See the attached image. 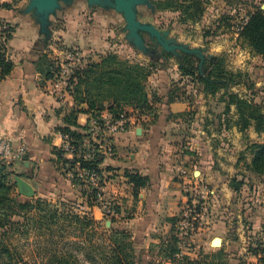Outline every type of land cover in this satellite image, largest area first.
Instances as JSON below:
<instances>
[{"label": "rangeland", "instance_id": "374dc122", "mask_svg": "<svg viewBox=\"0 0 264 264\" xmlns=\"http://www.w3.org/2000/svg\"><path fill=\"white\" fill-rule=\"evenodd\" d=\"M199 1L200 13L195 12L196 8L186 9L190 5L188 0H57L55 6L68 8V15L58 13L49 20L52 29L58 32L67 22L64 33L69 46L62 47L64 53L55 56L54 63V69L60 73L56 81L63 88L69 86V79L77 69L99 64L109 55H115L120 62L141 66L150 73L143 83L149 105L161 101L158 94L161 87L184 93L191 104L187 119L196 124L195 134L185 128L188 137L205 139L213 155V167L221 165L224 172L213 170V174L203 178L198 170L193 173L195 179L202 180L201 190L198 188L197 192L205 190L206 194L198 196L199 205H195L199 222L193 226L185 245L178 243L176 223L168 230L156 226L146 236L127 230L123 223L127 214L116 217L118 200L112 202L114 215L101 210L102 218L95 221L89 213L82 214V204L73 198L69 201L55 198L60 203L56 206L47 197H22L14 185V163L4 160L0 161V167L4 168L0 177L11 188L9 195L17 201L33 204L39 201L43 211L34 210L25 228L0 229V249H8L22 264H105L103 252L107 253L111 246L109 230H112L126 233L127 237L122 239L127 244L125 249L131 264H264V176L251 168L253 145L264 144V124L259 131L253 122L246 130H240L235 107L225 112L228 95L232 93L260 106L264 114V60L239 38L248 15L258 9L264 11V3L262 0ZM37 14L39 20L43 16L41 10ZM1 22L5 31L15 26L12 22ZM57 35L47 30L41 42L51 39L61 45ZM67 53L80 59L68 61ZM215 57L223 59L225 70L240 73L241 83L222 89L215 96L203 97L202 85L195 81L199 75L197 68L205 71L202 60ZM181 67L186 76H181ZM141 115L149 113L126 108L121 114L127 128L132 121L141 122L135 118ZM97 119L117 120L107 109ZM70 179L74 180L71 174ZM233 181L240 184L238 191L230 187ZM12 221L25 224L21 218ZM216 237L221 238V247L211 245ZM168 247L177 249L178 254L169 258ZM6 262L0 255V264Z\"/></svg>", "mask_w": 264, "mask_h": 264}, {"label": "crops", "instance_id": "0c3cea01", "mask_svg": "<svg viewBox=\"0 0 264 264\" xmlns=\"http://www.w3.org/2000/svg\"><path fill=\"white\" fill-rule=\"evenodd\" d=\"M16 1L11 10L0 7V21L15 25L7 45L13 71L0 82V140L10 141L14 148L25 147L22 161L14 163L12 171L15 177L31 185L34 198L47 197L54 203L55 198L58 201L73 198L82 204V214L89 213L95 221L100 220L102 211L95 204L89 205L86 187L74 184L56 157L58 151L63 152L64 146L60 129L69 127L85 136L91 116L84 112L86 106H77L63 87L54 91V82L44 81L35 68L43 56L55 63V56L64 53L62 47L69 46L64 33L66 20L59 32L52 29L54 26L49 22L58 13L68 15L69 9H58L57 0H23L24 4ZM11 3L12 0H0V5ZM38 10L44 19L38 20ZM47 30L55 36L58 34L61 45L51 39L41 42ZM168 93V88H159L161 101L153 106V114L136 116L141 122L132 121L124 132L111 137L114 152L105 157L99 167L106 198L118 200L116 217L123 218L127 214L123 221L127 230L141 236L155 231L156 226L168 230L171 226L168 220L179 215L184 202L178 183L182 146L191 154H186L185 160L194 174L198 170L203 178L214 171L224 172L221 165L213 167V155L205 139L188 137L187 129L195 134L193 126L196 124L187 119V114L191 113L189 101L169 103ZM73 112L78 113L70 120ZM72 121L78 128L72 126ZM63 157L72 159L65 153ZM126 174L146 179V186L138 190L136 197ZM59 204L57 202L56 206Z\"/></svg>", "mask_w": 264, "mask_h": 264}, {"label": "trees", "instance_id": "16d2710c", "mask_svg": "<svg viewBox=\"0 0 264 264\" xmlns=\"http://www.w3.org/2000/svg\"><path fill=\"white\" fill-rule=\"evenodd\" d=\"M190 5L186 8H196L195 12H201V2L199 0H188ZM16 0H12L11 4H2L0 7L6 10H11L12 6L16 4ZM264 3V0H262ZM159 9H164L159 6ZM3 23L0 21V82L5 80L13 71V63L8 56V43L14 33L13 27H8L5 31L2 29ZM4 26V25H3ZM239 38L250 48V50L257 56L264 60V11L258 9L255 12L248 15L246 22L240 28ZM202 67H206L205 71L197 68L199 75L196 77L197 83L202 85V94L204 97L215 96L220 90L231 89L238 86L241 83V74L232 73L223 68L224 61L220 57H215L210 60L203 59L201 62ZM55 64L48 61L46 56H43L36 64V71L41 74L44 81L56 82L60 73L58 69H54ZM181 76H186L185 70L181 67ZM193 73H189L192 76ZM150 75L149 72L138 65H128L127 63L120 62L115 55H109L106 59H103L99 64L89 65L84 68L77 69L71 75L69 86L64 90L72 97L74 103L78 105H85V113L90 114L91 118L97 119V115L108 110L114 119H119L121 114L126 108H132L138 110L139 113L153 114V106L149 105L147 95L144 93L143 83ZM184 93L178 94L177 91H169L168 102L172 103L176 100L188 101L184 98ZM229 103L225 112H229L231 106L235 107V111L238 115V122L236 125L240 126V130H246L250 127L251 122L254 123L256 131H259L260 125L264 124V114L260 111V106L256 105L252 101L241 100L237 94H229ZM106 103L110 105H106ZM75 113L69 117L73 119ZM74 128H78L74 121L71 122ZM60 134L63 138H67L70 146L76 149L82 139L85 137L77 131L71 130L69 127L60 129ZM253 159L251 163L252 170L260 175L264 176V144L253 145ZM187 155H191L189 152ZM57 160L60 166L65 170V165H68V169L73 173L74 184L84 186L81 180L74 173V162L67 160L63 157V152L58 151L56 153ZM103 159L95 156L90 162L80 161V169L84 171H91L100 175V165ZM3 167H0V174H2ZM67 170V171H69ZM15 177L16 175L13 174ZM129 182L134 186L133 195L136 197L139 189L146 186V179L139 175L126 174ZM80 180V181H79ZM15 185V183H14ZM233 191H238L240 184L232 182L230 185ZM11 188L5 183L4 177H0V229L5 227L9 228H25L30 221L29 217L34 210L42 206L39 205V201L36 204L32 202L17 201L9 195ZM97 191L86 190V196L88 198L89 205H93L96 198ZM93 199V201H92ZM46 205V204H45ZM43 211V210H42ZM118 211V209H117ZM53 217V216H52ZM51 217V219H53ZM13 218H21L25 224L13 222ZM46 217H44L45 219ZM78 217L76 216L75 219ZM82 220H85L83 218ZM84 223V221H80ZM168 222L171 225H175L177 218L169 219ZM10 230V229H9ZM109 237L111 246L108 247V252H103V260L105 264H131L126 254L127 244L122 238L127 237L126 233L112 231ZM177 237V236H176ZM177 242V239L174 240ZM167 255L169 258L178 254L177 249L174 247H168ZM4 253V254H2ZM0 255L2 258H6L5 264H22L19 257H14L8 249L1 247ZM168 258V259H169ZM64 264V263H57Z\"/></svg>", "mask_w": 264, "mask_h": 264}, {"label": "built area", "instance_id": "2783aa9c", "mask_svg": "<svg viewBox=\"0 0 264 264\" xmlns=\"http://www.w3.org/2000/svg\"><path fill=\"white\" fill-rule=\"evenodd\" d=\"M65 58L71 62L80 59H77L75 55L70 53H67ZM60 88H62V83L59 80L53 83L54 91H58ZM126 125L127 121L123 116L117 120L110 121L109 119L103 120L102 122L98 119L90 118L86 128V135L76 149L70 146L67 138H63V153L69 154L72 157L71 161L74 162V173L77 174V177L81 180L84 187H87L89 192L92 190L97 191L93 203L108 215H114V212L111 209L113 201L107 199L104 194L103 180L101 179V176L91 171L81 170L79 162L81 160L90 162L95 156H98V158H102L103 160L105 157L111 156L114 152V148L110 139L114 134L124 132L127 129ZM187 151V147H181L179 151L178 180L184 199L181 211L177 216L175 227L179 245L180 242L185 245L186 239L190 237L194 230L193 226L199 222L195 204L199 205L197 200L200 194H206L205 190L201 191V193L197 192L202 180L200 178L195 179L193 172L187 168V162L185 160ZM24 155V146L14 148L10 141L6 139L0 140V161L6 160L11 161L12 163H17L22 161ZM64 167L66 171L69 170L68 165H65ZM67 172L71 174V170ZM197 193L198 195H196ZM201 198H204V196L201 195Z\"/></svg>", "mask_w": 264, "mask_h": 264}, {"label": "water", "instance_id": "95a60500", "mask_svg": "<svg viewBox=\"0 0 264 264\" xmlns=\"http://www.w3.org/2000/svg\"><path fill=\"white\" fill-rule=\"evenodd\" d=\"M264 6V5H263ZM43 15V13H42ZM43 17V16H42ZM41 17V18H42ZM44 19V17H43ZM27 164V163H26ZM26 166V165H25ZM14 183L16 185L17 193L21 195L22 197H25L27 199H32L34 197V190L31 187L29 183H27L24 179L20 177H15L14 178ZM220 241V245L218 247H221L222 240L221 238L219 239L218 237L214 238L211 242V245L213 246L215 242ZM214 247V246H213ZM217 247V246H215Z\"/></svg>", "mask_w": 264, "mask_h": 264}, {"label": "bare ground", "instance_id": "6f19581e", "mask_svg": "<svg viewBox=\"0 0 264 264\" xmlns=\"http://www.w3.org/2000/svg\"><path fill=\"white\" fill-rule=\"evenodd\" d=\"M219 245H220V241H218V242H215L213 246H214V247H215V246H217V247H218Z\"/></svg>", "mask_w": 264, "mask_h": 264}]
</instances>
